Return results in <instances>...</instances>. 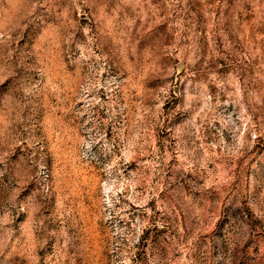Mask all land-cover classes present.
Returning <instances> with one entry per match:
<instances>
[{
  "label": "rangeland",
  "instance_id": "obj_1",
  "mask_svg": "<svg viewBox=\"0 0 264 264\" xmlns=\"http://www.w3.org/2000/svg\"><path fill=\"white\" fill-rule=\"evenodd\" d=\"M0 264H264V0H0Z\"/></svg>",
  "mask_w": 264,
  "mask_h": 264
}]
</instances>
